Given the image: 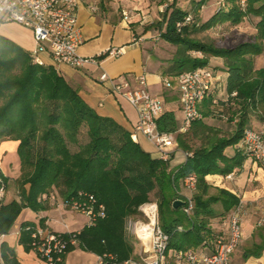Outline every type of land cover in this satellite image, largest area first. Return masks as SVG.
Segmentation results:
<instances>
[{
  "label": "trees",
  "instance_id": "16d2710c",
  "mask_svg": "<svg viewBox=\"0 0 264 264\" xmlns=\"http://www.w3.org/2000/svg\"><path fill=\"white\" fill-rule=\"evenodd\" d=\"M103 1L98 2L100 10ZM178 1L158 0L166 8L154 26L158 36L175 47L167 74L177 77L180 72L209 67L210 57L221 58L225 79L218 92L213 90L203 100L200 109L205 118L215 114L222 117L217 113L219 106L230 108L232 119L236 120L234 129L221 134L203 119L180 132L174 112L164 110L157 120L158 130L174 133L176 146L190 154L176 168H170L169 159L152 157L129 131L110 117L97 114L53 64H36L29 51L0 35V142L17 141L19 159V175L12 179L16 197L9 200L5 191L11 178L0 169V236L13 229L23 209H47L43 196L54 194L66 200L84 191L93 194L105 208L104 218L79 230L76 247L87 252L112 253L120 260L128 258L133 247L125 235V218L137 215L139 207L150 201L158 204L160 226L169 235L168 249L211 244L216 234L211 220L224 218L239 198L221 188H214L212 194L205 177L225 176L240 169L246 158L242 149L238 147L232 156L225 155V150L240 143L244 130L250 127L251 112L257 114L259 122L264 120V67L254 69V57L264 50V0H245L244 6L241 0H225L223 7L197 26V9L206 1L199 0L193 10L194 18L180 29L176 23L191 14L177 7ZM247 16L257 19L250 41L219 47L191 36L194 31L218 23L234 26ZM83 128L85 141L80 138ZM188 176L195 179L189 197L182 193ZM152 193L157 194V200L151 198ZM187 198L193 203L191 213L186 214L182 206L173 208L174 200ZM216 205L220 208L216 209ZM43 223L40 220L41 226ZM34 227L28 222L20 225L18 244L25 252L31 251ZM76 247H68L62 261L54 264H64L66 255ZM263 249L264 245H255L254 251L244 253V257L259 256ZM0 264H20L15 250L6 242L0 243Z\"/></svg>",
  "mask_w": 264,
  "mask_h": 264
},
{
  "label": "built area",
  "instance_id": "2783aa9c",
  "mask_svg": "<svg viewBox=\"0 0 264 264\" xmlns=\"http://www.w3.org/2000/svg\"><path fill=\"white\" fill-rule=\"evenodd\" d=\"M241 0V5L244 6ZM80 0H0V22H13L29 29L32 33L34 46L29 51L33 62L46 65L41 55L49 57L52 64L68 65L80 69L86 65H98V56H81L77 53L83 42L82 33L77 21V8ZM224 6L222 4L217 10ZM166 7V5H165ZM88 9L97 12L96 3H89ZM123 19L130 20L132 14L122 10ZM191 20L187 15L183 21L177 22L180 29L182 24ZM137 38L135 42H140ZM123 53V47L108 48L104 56L118 57ZM100 82H108L111 91L132 106L137 113L135 132H141L152 142L160 154V158L169 159V148L176 146L175 134L160 132L157 120L164 112L163 103L159 96L152 94L147 86L146 77L141 74L135 85L126 81L108 77L105 73L99 76ZM222 77L211 67H199L194 70L180 72L176 77L179 92L182 122L178 131H187L192 122L204 119L200 104L213 90L218 92ZM167 84V80H164ZM235 95V92L231 94ZM223 117V115H222ZM134 139L135 135H131ZM240 148L246 157L259 164L264 171V120L257 127L244 130ZM189 156V153L185 154ZM230 177V176H228ZM194 177L184 180L187 191L194 189ZM3 192L0 189V196ZM48 197L43 196V199ZM55 199V195L49 196ZM63 208L86 217L85 226H91L96 219L104 218L105 208L91 193L78 191L66 200H61ZM183 211L191 213L193 203L187 198ZM137 215L125 218V235L133 250L131 255L123 260L115 254H94L90 264H234L231 255L242 240V217L245 204L239 202L229 210L224 231L214 235V240L203 246L182 250L168 249L169 235L164 232L159 223V208L156 201L142 204ZM263 217L259 223L264 222ZM180 229V227H179ZM79 230L57 232L46 226H35L31 233V252L44 264H54L62 261V255L68 247L77 245Z\"/></svg>",
  "mask_w": 264,
  "mask_h": 264
},
{
  "label": "crops",
  "instance_id": "0c3cea01",
  "mask_svg": "<svg viewBox=\"0 0 264 264\" xmlns=\"http://www.w3.org/2000/svg\"><path fill=\"white\" fill-rule=\"evenodd\" d=\"M93 2L98 6L99 0H80L77 8V21L83 37V42L78 47L77 53L81 56L99 55L100 61L98 65H86L80 69H75L65 64L53 66L77 90L82 99L97 114L110 117L126 129V131H129L131 135L134 134L135 137L132 139L140 144L145 152L150 153L152 157H160L154 144L147 140L141 132L134 131V126L137 121L136 110L126 103L124 99L116 96L111 91L108 82H100L98 78L102 73H105L110 78L117 79L118 81H126L133 86L136 84L137 78L141 74H144L149 91L161 98L162 103H164V110L173 111L177 122L181 124L183 118L180 110L179 96L174 91H169L167 94H175V98H172L171 101H165L164 96L166 95L164 94V87L173 81L176 82V77H170L167 74V69L171 65L175 47L170 43L164 42L162 39H159V42L151 40L150 36L139 33L138 27H135L132 21L123 19L121 15L122 10H126L130 5L138 4L136 0H104L101 10L98 9L97 12H91L88 9V4ZM6 23L13 22H0V35L10 39L27 51L32 50L34 43L31 31L21 25L13 23L20 30L11 32L8 31V24ZM137 38H141V41L136 43L135 40ZM112 47H123V53L118 57L104 56V52ZM41 57L46 64L52 65L47 55L42 54ZM224 79L225 75L222 81ZM164 80H167V84L164 83ZM204 119L207 121L203 122L209 125V127L214 126L212 118L205 117ZM228 121V123L227 121H221V126L214 127L221 134H224L227 129L225 128L227 124L230 123L235 126L236 120L234 118ZM259 123V121L252 123L254 125L252 126L249 118L248 125L250 127H257ZM222 126L223 128L220 130L218 127ZM229 130L231 132L233 129L231 130L230 128ZM239 144L228 147L225 150V155L232 156L236 149L240 147ZM17 145V141L9 140L0 142V169L4 175L12 179L19 175V159L15 150ZM169 151L170 168H176L185 161L186 152L177 146L170 147ZM10 160L13 161V168L17 170V174H13L10 170ZM205 178L212 186L210 190L212 194L215 193L214 188H221L235 194L242 200L245 204V210H247L246 215L253 209H258V206L254 205L256 200L253 199L264 194V171L251 158L246 157L242 167L235 169L228 175L209 174ZM182 193L187 197L190 195V192L186 190H183ZM45 200L48 204L47 209L39 212H33L28 208L23 209L13 229L6 235L0 236V243L6 242L15 250L20 264H44L35 257L33 252H25L23 247L18 244L21 223L28 222L34 226H38L40 225V220H43L44 226L57 232L81 230L85 226L86 217L82 215L84 221L77 227H72V225L74 226L79 222L75 217L78 213H73L63 208L60 204V197L55 196V199H51L48 196ZM215 207L216 209L220 208L219 205ZM226 217H224L225 219L216 218L211 220L210 226L215 233L225 230ZM251 221L252 219L242 218L243 236L241 246L231 255V259L237 264H264V249L259 256L251 254L248 257H244V253L254 251L255 245H264L261 240L260 242L252 240L253 232L251 231Z\"/></svg>",
  "mask_w": 264,
  "mask_h": 264
},
{
  "label": "rangeland",
  "instance_id": "374dc122",
  "mask_svg": "<svg viewBox=\"0 0 264 264\" xmlns=\"http://www.w3.org/2000/svg\"><path fill=\"white\" fill-rule=\"evenodd\" d=\"M197 1L199 0H179L177 2V7L188 12L189 14H191V17H193L194 16L193 10L195 8V4ZM136 2L138 4L130 5V7L126 8V11L129 14L130 13L132 14L130 21H132L135 27H138L140 31L139 33L148 35L150 36L151 40L155 42H159V39L161 38L158 36V30L154 26H156V23L158 21H160L162 17V13L165 11L166 4H158V0H136ZM224 3H225V0H206L205 3L199 9H197V14L199 18L198 20L195 21V23H197V26L198 25L200 26L203 22L209 20L217 12V8ZM256 21L257 19L255 17L247 16L240 23L235 24L234 26L228 22L218 23V24L213 25L209 29L198 30L196 32L194 31V33H191V36L201 41H205V42L211 41L213 42V44L219 47L236 46L242 42L250 41L252 39L255 33V22ZM6 24H8L7 25L8 31L17 32L20 30L13 23H6ZM145 29L147 31H145ZM221 66H223V61L221 60V58L219 59V57H210L209 67L211 68L216 67L217 68L216 71L218 72L220 76H222V79H223L224 73L220 69ZM262 67H264V50H263V54H260L254 57V69L262 68ZM176 83L177 82L173 81L168 86L164 87L165 88L164 94H166L164 95L165 101H171L172 98H175V94L179 96V93H177L178 90L176 91L177 89ZM169 91L171 92L174 91L175 94L173 93V95L172 94L167 95ZM232 111L233 110H231L230 108L227 109V108H223L219 106L217 113H221L224 116L219 117L218 114H215L213 117L209 116V118L213 119L212 123L214 124V126L216 127L221 126V123H220L221 121L226 122L227 119H230V118L232 119L233 117ZM249 118L251 120V124L259 121L257 114L252 113V112ZM203 121H207V120L204 119ZM228 122L229 121H227V123ZM252 126L254 125L252 124ZM218 128H220L221 130L223 126L218 127ZM225 128L227 129L224 132V134H229L230 133L229 129L230 128L231 130L234 129V125L229 123L225 126ZM84 132H85V129L83 128L81 130V135H80L81 141H85L86 139V135ZM71 149L76 150V147L72 146ZM10 165H11L10 170L13 172V174H17V170L13 168L12 160H10ZM5 192H6V199L16 197L17 191L15 190V187L13 185L12 178ZM151 198H154L157 200L158 199L157 194L152 193ZM253 200H256L255 201L256 203H254V205L258 206V209H253L251 212H248L249 214L247 215H246L247 210H245L242 218L244 219L245 217L249 220L252 219L251 221V224H252L251 231L253 232L252 240L253 241L257 240L258 242H260L261 240L264 243V222L259 223V220L263 217L262 210L264 209V194L260 195L259 197H256ZM75 217L78 219L79 222L78 224L74 226L72 225V227H77L84 221V218L82 215L77 214ZM240 244L238 245L235 251H237L239 246H241ZM93 260H94L93 253L87 252L83 250L82 248L76 247L74 250L70 251L66 255L64 264H90ZM232 261L233 263L237 264L234 260Z\"/></svg>",
  "mask_w": 264,
  "mask_h": 264
},
{
  "label": "water",
  "instance_id": "95a60500",
  "mask_svg": "<svg viewBox=\"0 0 264 264\" xmlns=\"http://www.w3.org/2000/svg\"><path fill=\"white\" fill-rule=\"evenodd\" d=\"M183 204H184V201L177 199L173 201L172 206L173 208H177V207L183 206Z\"/></svg>",
  "mask_w": 264,
  "mask_h": 264
}]
</instances>
